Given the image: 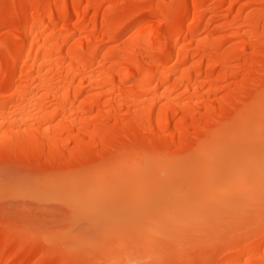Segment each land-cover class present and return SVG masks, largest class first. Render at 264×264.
<instances>
[{
  "label": "bare ground",
  "instance_id": "1",
  "mask_svg": "<svg viewBox=\"0 0 264 264\" xmlns=\"http://www.w3.org/2000/svg\"><path fill=\"white\" fill-rule=\"evenodd\" d=\"M164 5H182L181 18L193 15L195 23L170 34L161 54L156 33L167 26L157 16ZM17 12L26 31L5 21ZM261 84L264 0H0V167L6 156L20 161L18 193L67 203L81 195L28 163L30 156L66 158L74 167L112 157L115 167L124 164L110 181L150 171L179 184L190 175L182 166L120 158L113 149L151 141L161 148L174 142L176 155L193 151L208 130L229 135L226 122ZM6 99L15 103L6 106ZM67 166L57 159L56 168ZM81 182L93 184L91 177ZM5 223L0 264H61L64 257L42 240L14 241ZM231 258L264 264V240L257 236Z\"/></svg>",
  "mask_w": 264,
  "mask_h": 264
},
{
  "label": "snow or ice",
  "instance_id": "2",
  "mask_svg": "<svg viewBox=\"0 0 264 264\" xmlns=\"http://www.w3.org/2000/svg\"><path fill=\"white\" fill-rule=\"evenodd\" d=\"M162 7L166 11L157 19L167 27L156 33L155 49L161 54L170 34L183 31L185 24L191 30L195 23L193 15L181 18L182 5ZM9 18L27 30L19 12L6 14V23ZM8 103L15 101L6 99ZM226 123L232 129L229 135L208 130L197 149L180 155L174 142L166 148L146 141L113 149L120 158L162 159L182 166L190 175L179 184L150 171L134 181L84 184L83 178L109 174L113 158L74 167L66 158L30 156L28 163L59 186L81 191L68 201L69 218L88 216L94 229L87 231L43 230L26 211L9 207L22 186L13 179L20 161L6 156L0 173L5 227L17 237L42 240L53 254L64 257L61 264H240L232 255L257 236L264 240V84L238 117ZM57 159L68 166L56 168Z\"/></svg>",
  "mask_w": 264,
  "mask_h": 264
},
{
  "label": "rangeland",
  "instance_id": "3",
  "mask_svg": "<svg viewBox=\"0 0 264 264\" xmlns=\"http://www.w3.org/2000/svg\"><path fill=\"white\" fill-rule=\"evenodd\" d=\"M123 164V161H120L119 164L107 175L102 174L91 177L93 184L99 185L106 180H110L112 174L116 170L121 169ZM2 169L3 167H0V173H2ZM21 175L22 173L20 171L15 172V175L13 176L14 181L16 182L17 177ZM0 180H2V175H0ZM3 205L4 193L2 192L0 193V223L5 221ZM9 207L14 208V210L17 211H26L37 221L43 230L55 229L62 231L69 228H79L82 231H87L94 229V223L88 222L89 220L86 219L87 217L85 218V216L72 219L69 218V207L64 197L59 198L58 196L52 195L35 196L34 193H18L9 201ZM19 239L20 237H14V241Z\"/></svg>",
  "mask_w": 264,
  "mask_h": 264
}]
</instances>
